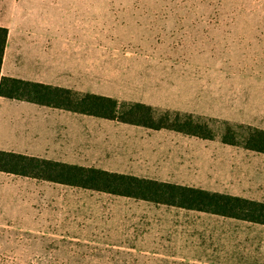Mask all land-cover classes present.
<instances>
[{"label": "rangeland", "instance_id": "374dc122", "mask_svg": "<svg viewBox=\"0 0 264 264\" xmlns=\"http://www.w3.org/2000/svg\"><path fill=\"white\" fill-rule=\"evenodd\" d=\"M61 21L68 43L55 42L53 50L64 58V87L264 130V0H0V24L13 30L24 22ZM79 119L69 123L72 164L264 202L263 154L219 140ZM27 183L0 174V211L41 195L108 196ZM80 206L177 213L163 221L177 223V230L170 226L162 236L190 238L194 228H212V250L222 264H264L262 225L181 216L193 211L138 200Z\"/></svg>", "mask_w": 264, "mask_h": 264}, {"label": "crops", "instance_id": "0c3cea01", "mask_svg": "<svg viewBox=\"0 0 264 264\" xmlns=\"http://www.w3.org/2000/svg\"><path fill=\"white\" fill-rule=\"evenodd\" d=\"M63 23L24 22L14 30L11 24H0L9 29L2 76L64 87V58L55 57L53 50L55 42L68 43L69 32ZM81 116L85 117L0 97V150L72 164L67 157L69 123ZM16 177L23 178L27 185L66 186ZM127 200L136 199L41 195L4 205L0 211V264H222L220 255L215 257L212 250V228H194L190 238L162 236L172 226L177 230V223L163 222L177 213L80 206ZM179 215L217 216L195 211ZM220 242L222 245L225 241Z\"/></svg>", "mask_w": 264, "mask_h": 264}, {"label": "trees", "instance_id": "16d2710c", "mask_svg": "<svg viewBox=\"0 0 264 264\" xmlns=\"http://www.w3.org/2000/svg\"><path fill=\"white\" fill-rule=\"evenodd\" d=\"M8 38L9 29L0 26L1 98L29 102L151 131H169L205 141L219 140L224 145L264 155V130L251 125L4 77L1 71ZM0 172L264 226V202L200 187L1 150Z\"/></svg>", "mask_w": 264, "mask_h": 264}]
</instances>
